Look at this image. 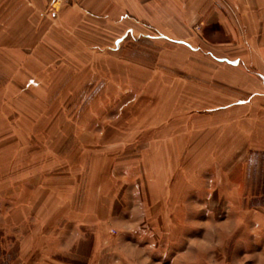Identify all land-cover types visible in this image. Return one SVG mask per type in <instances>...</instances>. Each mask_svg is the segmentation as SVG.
Wrapping results in <instances>:
<instances>
[{"label": "rangeland", "instance_id": "1", "mask_svg": "<svg viewBox=\"0 0 264 264\" xmlns=\"http://www.w3.org/2000/svg\"><path fill=\"white\" fill-rule=\"evenodd\" d=\"M15 1L0 264H264V0H214L225 22L181 40Z\"/></svg>", "mask_w": 264, "mask_h": 264}, {"label": "crops", "instance_id": "2", "mask_svg": "<svg viewBox=\"0 0 264 264\" xmlns=\"http://www.w3.org/2000/svg\"><path fill=\"white\" fill-rule=\"evenodd\" d=\"M53 2L54 0H17L14 6L19 9L23 6L32 8L34 15L44 9V15L53 19L62 14L68 18L73 13L83 11L86 16L95 18L98 22L131 23L136 27L137 30L134 27L125 28L120 40L127 37H150V29L157 32L158 38L181 40V36L177 35V28L169 24H178L183 31L192 24L207 23L216 15L217 22H225L224 18H228L214 0H78L56 7ZM134 24H138V27ZM139 25L141 29H138Z\"/></svg>", "mask_w": 264, "mask_h": 264}, {"label": "built area", "instance_id": "3", "mask_svg": "<svg viewBox=\"0 0 264 264\" xmlns=\"http://www.w3.org/2000/svg\"><path fill=\"white\" fill-rule=\"evenodd\" d=\"M78 0H54L53 4L56 7L59 4H63V3H74L77 2Z\"/></svg>", "mask_w": 264, "mask_h": 264}]
</instances>
